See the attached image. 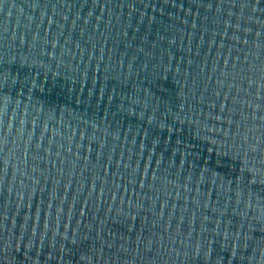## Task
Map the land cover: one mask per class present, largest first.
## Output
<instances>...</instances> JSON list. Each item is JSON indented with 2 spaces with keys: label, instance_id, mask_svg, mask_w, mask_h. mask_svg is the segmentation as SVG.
<instances>
[{
  "label": "water",
  "instance_id": "obj_1",
  "mask_svg": "<svg viewBox=\"0 0 264 264\" xmlns=\"http://www.w3.org/2000/svg\"><path fill=\"white\" fill-rule=\"evenodd\" d=\"M0 264H264V0H0Z\"/></svg>",
  "mask_w": 264,
  "mask_h": 264
}]
</instances>
